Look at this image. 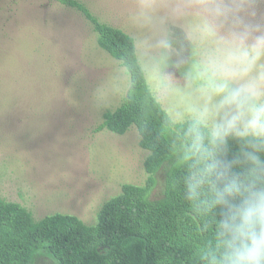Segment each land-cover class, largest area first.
I'll return each instance as SVG.
<instances>
[{
  "label": "rangeland",
  "instance_id": "374dc122",
  "mask_svg": "<svg viewBox=\"0 0 264 264\" xmlns=\"http://www.w3.org/2000/svg\"><path fill=\"white\" fill-rule=\"evenodd\" d=\"M84 1L100 20L131 35L135 46L146 31L144 16L168 2ZM176 23L182 37L181 29L199 19L193 14ZM16 61L24 65V109L23 102L0 105V197L20 203L34 219L67 213L95 224L101 205L122 184L141 185L147 177L148 152L134 126L121 135L95 131L103 113L123 101L129 76L98 46L84 17L55 0H0V94ZM164 180L161 168L151 198L160 196Z\"/></svg>",
  "mask_w": 264,
  "mask_h": 264
},
{
  "label": "trees",
  "instance_id": "16d2710c",
  "mask_svg": "<svg viewBox=\"0 0 264 264\" xmlns=\"http://www.w3.org/2000/svg\"><path fill=\"white\" fill-rule=\"evenodd\" d=\"M55 1L83 16L98 46L128 74L123 101L103 113L95 131L121 135L134 126L140 147L148 152L143 163L147 177L141 185L122 184L120 193L101 205L92 225L67 213L34 219L20 203L0 197V264H34L44 256L50 264H212L220 208L208 207L207 185L196 186L203 161L188 154L192 121L174 123L157 101L131 35L100 20L84 0ZM18 63L6 72L0 105L23 102L19 109H24V65ZM240 151L238 142L230 140L228 158ZM258 155L264 160V152ZM161 168L164 187L151 198Z\"/></svg>",
  "mask_w": 264,
  "mask_h": 264
},
{
  "label": "clouds",
  "instance_id": "9594fccd",
  "mask_svg": "<svg viewBox=\"0 0 264 264\" xmlns=\"http://www.w3.org/2000/svg\"><path fill=\"white\" fill-rule=\"evenodd\" d=\"M261 6L264 0H168L144 16L136 40L157 101L174 123L192 121L188 154L203 161L196 186L207 185L208 207L220 208L212 264H264ZM193 14L199 23L178 37L176 22ZM230 140L241 149L232 159Z\"/></svg>",
  "mask_w": 264,
  "mask_h": 264
}]
</instances>
